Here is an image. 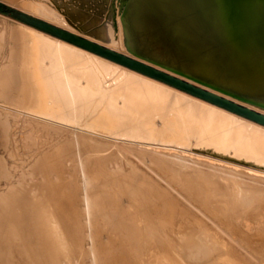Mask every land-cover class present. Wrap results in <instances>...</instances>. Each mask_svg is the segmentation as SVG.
I'll return each mask as SVG.
<instances>
[{
	"label": "bare ground",
	"instance_id": "6f19581e",
	"mask_svg": "<svg viewBox=\"0 0 264 264\" xmlns=\"http://www.w3.org/2000/svg\"><path fill=\"white\" fill-rule=\"evenodd\" d=\"M4 1L264 115L262 9ZM0 36V146L8 115L48 150L4 178L0 264H264L263 125L25 24Z\"/></svg>",
	"mask_w": 264,
	"mask_h": 264
},
{
	"label": "water",
	"instance_id": "95a60500",
	"mask_svg": "<svg viewBox=\"0 0 264 264\" xmlns=\"http://www.w3.org/2000/svg\"><path fill=\"white\" fill-rule=\"evenodd\" d=\"M230 4H245L248 3L252 8L262 9L264 11V0H229ZM219 5V4H218ZM217 5V6H218ZM220 6V5H219ZM218 6V7H219ZM233 7V6H232ZM221 6L219 10H221ZM2 11H5V8H2ZM253 11V10H252ZM8 12L20 22L33 27L39 31L47 33L53 37H56L60 40H63L67 43H70L76 47L84 49L88 52H91L95 55H98L102 58L110 60L118 65L124 66L132 71H135L139 74L147 76L151 79L162 82L170 87H173L179 91L185 92L193 97L206 101L210 104L223 108L233 114L244 117L250 121H253L259 125L264 126V115L256 113L248 108L240 106L232 101H229L223 97H220L216 94H213L209 91H206L202 88L196 87L184 80L171 76L170 74L164 73L160 70H157L147 64L136 61L132 58H129L119 52L108 49L104 46L96 44L88 39H85L81 36L74 35L68 31L57 28L45 21L39 20L32 16H29L23 12L15 11L12 8H9ZM252 42V48L255 50L254 42ZM264 42V37H263Z\"/></svg>",
	"mask_w": 264,
	"mask_h": 264
},
{
	"label": "rangeland",
	"instance_id": "374dc122",
	"mask_svg": "<svg viewBox=\"0 0 264 264\" xmlns=\"http://www.w3.org/2000/svg\"><path fill=\"white\" fill-rule=\"evenodd\" d=\"M0 3L6 6L7 8H12L15 11L19 10L18 12H23L29 16H32L27 11H23V9H21L18 5L8 3L4 0H0ZM0 15H1L0 16V35L4 29L5 24L6 25H16L17 23H22L16 18H14L10 13H7V15H2V14ZM32 17H35V16H32ZM48 23L53 26L56 25L55 27L60 28L65 31L70 30L68 27H65V26H62L56 23H50V22ZM3 38L0 36V41ZM114 51L117 52L118 50L114 49ZM2 58L0 55V65L2 64ZM7 118L10 120L11 126L8 129L9 133H8L7 140H6V143H7L6 148H2L0 146V157L2 158L3 163H4V166H0V193L4 191L3 189L5 188V185H6V183L4 182L5 177H7L10 174L9 176L11 177V180L13 183L16 184V182L17 183L20 182V177L27 176L26 174L30 170V168L28 167H31L32 166L31 164L33 162H35L36 160H39L41 157H44V154L48 152L47 149L43 150L42 148V146L44 145L43 141L40 140V142L37 143L35 142L36 140H33L35 137H33L32 132L29 133L31 130L28 131L27 125L26 124L24 125V122L22 119L20 121H16L14 118L12 117L10 118V116L8 115H7ZM12 120H15V121L12 122ZM24 128H26L25 131H24ZM28 133L32 135L33 139L32 141L30 140L27 143V145H24L25 137L28 135ZM1 142L2 141L0 140V144ZM35 150H37V152ZM30 156L31 158H29ZM25 169L27 170L25 171ZM40 179L41 178L38 177L37 179L33 181V183H41L43 181V178L41 180ZM26 182L29 183V179Z\"/></svg>",
	"mask_w": 264,
	"mask_h": 264
},
{
	"label": "trees",
	"instance_id": "16d2710c",
	"mask_svg": "<svg viewBox=\"0 0 264 264\" xmlns=\"http://www.w3.org/2000/svg\"><path fill=\"white\" fill-rule=\"evenodd\" d=\"M2 8H5V11H2ZM8 10L9 8L0 3V14L7 15V13H9Z\"/></svg>",
	"mask_w": 264,
	"mask_h": 264
}]
</instances>
